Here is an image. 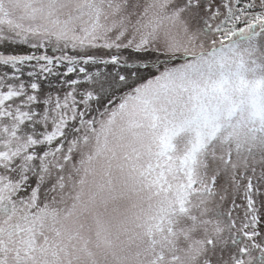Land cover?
Instances as JSON below:
<instances>
[{"label": "snow or ice", "instance_id": "6c2138e0", "mask_svg": "<svg viewBox=\"0 0 264 264\" xmlns=\"http://www.w3.org/2000/svg\"><path fill=\"white\" fill-rule=\"evenodd\" d=\"M0 264H264V0H0Z\"/></svg>", "mask_w": 264, "mask_h": 264}]
</instances>
